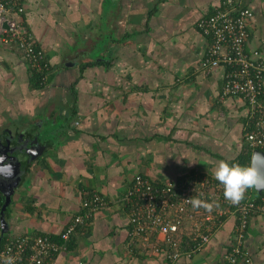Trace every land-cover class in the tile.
Returning a JSON list of instances; mask_svg holds the SVG:
<instances>
[{"label": "crops", "instance_id": "0c3cea01", "mask_svg": "<svg viewBox=\"0 0 264 264\" xmlns=\"http://www.w3.org/2000/svg\"><path fill=\"white\" fill-rule=\"evenodd\" d=\"M227 3L252 11L245 49L264 59V0H23L49 69L36 86V72L0 41V136L38 152L0 237L56 236L96 192L108 205L87 212L52 264H164L132 249L114 201L135 173L214 178L220 160L242 151L247 106L219 97L221 68L199 66L206 40L195 23ZM232 226L228 218L201 253L174 264H219ZM243 248L250 264H264V216L249 218Z\"/></svg>", "mask_w": 264, "mask_h": 264}, {"label": "built area", "instance_id": "2783aa9c", "mask_svg": "<svg viewBox=\"0 0 264 264\" xmlns=\"http://www.w3.org/2000/svg\"><path fill=\"white\" fill-rule=\"evenodd\" d=\"M229 4L214 8L195 23L206 40L199 66L205 73L222 69L220 98L236 95L244 101L247 115L241 139L243 148L251 151L264 147V59L257 50L245 49L252 11ZM23 14V0H0V41L17 51L27 68L43 80L49 65ZM190 197L212 203V210L193 208L187 201ZM114 202L124 212L126 237L132 249L161 257L164 264H174L180 258L190 260L201 253L228 218H232L233 226L219 264H250L243 248L247 223L252 216H264V194L257 201L246 194L234 205L224 198L223 185L215 178L196 172L180 181L152 180L135 173ZM107 205L108 201L96 192L83 197L80 209L84 211L73 214L60 229L56 234L59 241L49 233L5 236L0 245V264L7 256L14 258V264H52V257L66 249L87 214Z\"/></svg>", "mask_w": 264, "mask_h": 264}, {"label": "clouds", "instance_id": "9594fccd", "mask_svg": "<svg viewBox=\"0 0 264 264\" xmlns=\"http://www.w3.org/2000/svg\"><path fill=\"white\" fill-rule=\"evenodd\" d=\"M264 160V154H253L252 161L247 166L238 163H229L226 160H220L214 170V178L223 185L224 198L232 204H239L247 191L251 188H258L264 184V171L257 167L255 162ZM14 175V169L11 164H4V157H0V178L11 179ZM188 203L193 208H205L211 211L212 203H207L199 198L190 197ZM4 264H14V258L7 256Z\"/></svg>", "mask_w": 264, "mask_h": 264}, {"label": "water", "instance_id": "95a60500", "mask_svg": "<svg viewBox=\"0 0 264 264\" xmlns=\"http://www.w3.org/2000/svg\"><path fill=\"white\" fill-rule=\"evenodd\" d=\"M35 144L37 141L35 137L33 138ZM260 153L264 154V151L258 148H254L250 152L249 164L253 163V154ZM38 155L36 149L30 144V142L25 143H10L8 138L4 135L0 136V157H4V164H11L14 169V175L11 179L0 178V193L3 196V202L0 206V230L5 231L6 223L4 220V209L9 204L11 200V195L19 184L21 180V175L23 173L25 165L34 159ZM256 166L264 171V160H257L255 162ZM264 190V184L258 188L250 189V196L254 197L259 194L260 191Z\"/></svg>", "mask_w": 264, "mask_h": 264}, {"label": "trees", "instance_id": "16d2710c", "mask_svg": "<svg viewBox=\"0 0 264 264\" xmlns=\"http://www.w3.org/2000/svg\"><path fill=\"white\" fill-rule=\"evenodd\" d=\"M241 7H244V6H241ZM211 13V12H210ZM209 14V13H208ZM206 15V14H205ZM35 73V72H34ZM37 75V76H36ZM34 79H35V84L36 86H39L40 84V79H39V74L38 73H35L34 74ZM222 80V79H221ZM232 96H236V95H232ZM238 97V96H237ZM262 151H264V147L260 148ZM250 150L247 149V148H243L242 151L237 155L235 156L233 159H231L229 161V163H238L242 166H247L249 165V160H250ZM142 175V174H141ZM264 194V190L263 191H260L258 195L254 196V199L255 201H257L259 199V196ZM3 202V196L1 195L0 193V206ZM7 211H8V205L6 206V208L4 209V214H7ZM55 237V238H54ZM2 238H4V235H2L0 237V242L2 240ZM53 239H56L57 241H59V238H57V236H52Z\"/></svg>", "mask_w": 264, "mask_h": 264}, {"label": "rangeland", "instance_id": "374dc122", "mask_svg": "<svg viewBox=\"0 0 264 264\" xmlns=\"http://www.w3.org/2000/svg\"><path fill=\"white\" fill-rule=\"evenodd\" d=\"M232 137H234V135H232ZM237 139H238V137H237Z\"/></svg>", "mask_w": 264, "mask_h": 264}]
</instances>
